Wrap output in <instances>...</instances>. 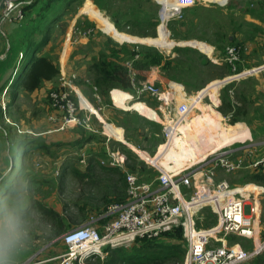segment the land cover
Segmentation results:
<instances>
[{
    "label": "rangeland",
    "instance_id": "rangeland-1",
    "mask_svg": "<svg viewBox=\"0 0 264 264\" xmlns=\"http://www.w3.org/2000/svg\"><path fill=\"white\" fill-rule=\"evenodd\" d=\"M181 1L182 8H179L181 11L164 23L168 29L169 40L175 42L170 48H161L153 45L158 43L146 41L149 38H159L160 25H164L160 24L164 10L163 0L29 1L24 22L7 23L0 19V38H3L5 42L8 38L11 43V47L5 50L6 56L0 57V90H3L0 95L5 91L8 94L10 90L13 96L15 94L18 76L14 77L10 86L8 80L21 61L18 58L19 50L24 51L33 44L46 43L42 50L58 60L59 57H63L64 63L72 46L74 27L80 23L81 26L94 24L97 33L109 39L110 44L113 45L111 49L126 45L131 48L138 46V51L159 52L167 57L174 54L178 63L171 67L169 80L170 75L178 81L184 78L198 81L215 75L222 76L219 79L222 82L235 74L248 72L252 67L264 65V0ZM98 17L109 19L114 24V29L116 27L118 31L129 36L120 38L108 34L105 29L99 27ZM154 23L158 25L155 26ZM9 26L11 27L8 29ZM11 30H16L13 36L16 43L22 42L20 46L14 44L11 34L9 36L8 32ZM145 33L148 35H141ZM191 41L199 43L192 42L196 46L183 44L191 43ZM234 42L244 43L242 58L236 70L225 61V49ZM168 43L166 45L170 46ZM205 51L212 53L210 55ZM169 64L172 65V62ZM185 67H190V71L185 72ZM57 81L59 83V79ZM240 81L238 84L230 82L229 86H227L229 83L221 86L219 84L210 89L211 93L203 95L198 103H191L194 97L201 95V92L197 91L194 97L191 96L187 101L191 104V108L185 116H180L175 108L171 110L172 116L176 119L174 125L189 119L193 122L196 120L189 133L195 134L200 131L204 134V139L199 141V145L194 144L196 149L203 146L206 150L208 138L218 134L220 129L232 126L237 131L248 130V116L253 108L256 113L263 114L264 92L260 91L259 95L255 94L253 97L249 92L253 87L256 88V85L248 84L245 79ZM3 85L5 86L2 89ZM54 87L55 85L48 89L47 93ZM18 91L14 102L13 100L8 102L6 110L0 106V128H4L7 134L6 138L4 131H0V219L4 217L5 212H8L19 222V239L9 257L10 264H51L52 261H46V259L66 249L63 237L69 229L99 217L105 213L109 204L116 201L113 200L112 178L118 181L117 184L122 190L126 187L123 186L125 183L120 173L111 172V166L102 163L109 157L107 151L94 150V146L86 148L85 144L69 145L65 141H72V139L65 140L60 137L65 131L54 130V124L48 119L51 113L48 94L39 99L23 89ZM212 94L218 97V102L214 100ZM153 102L148 100L150 107L158 106ZM117 109L119 119L127 123V137L139 143L140 148H147L146 153L149 157L154 159L158 156L159 158L165 144L168 143L164 132L165 127L160 122L151 123L148 116L137 110ZM155 110L157 111V107ZM161 113H159L160 117H162ZM250 117L255 125H258L259 120L260 122L264 120L262 115L251 114ZM97 127L105 131L104 126L101 127L98 124ZM68 130L72 135L73 133L78 135L85 129L74 127ZM180 131L182 134L178 135V138L184 136V130ZM84 132L87 133L86 130ZM114 136H117V130ZM105 139L106 137L96 138V142H102ZM108 139L107 143L111 149L125 156L127 155L125 151L132 149L142 161L148 163L144 166L130 159L124 168L117 167L121 171L135 173L141 181L151 182L156 179V171L168 170L161 160L155 164L142 157L146 153L138 154V152L145 151L133 148L131 143L132 147L114 137ZM250 141L252 139L244 143ZM157 143H159L158 149H156ZM241 144L243 142H236L226 147ZM73 146L76 148L73 149ZM207 149L209 155L202 161L186 167V172L199 173L207 161L220 151L213 153L210 152V147ZM153 150L155 153L151 154ZM168 160L164 162L166 165L175 164L173 159ZM134 166L135 169L132 170ZM34 169H42L44 172L38 181L35 178ZM221 179L227 180L233 188L242 187L251 182L264 186V170L241 169L233 173L220 171L217 180ZM192 180L194 182L191 187L183 189L186 198L195 192L197 178ZM157 183L156 181L155 184ZM43 207L57 211L56 219L58 220L45 216ZM246 217L253 220L251 215ZM254 217L257 230L255 238L236 233L225 235L214 229L218 225L219 216L211 205L204 206L195 215V224L199 230L214 229L211 234H208L207 248L217 249L225 245L228 251L237 252L234 254H238L237 257H223L221 264H264V193L261 195L260 208ZM98 221L97 224L103 219ZM182 237L176 233L160 237L164 243L181 244V249L184 247L186 251L184 255L178 252L169 264H189L187 260L189 242L184 230ZM133 247L134 244H131L125 249L131 251ZM110 252L105 251L102 255L90 257L77 264H119L115 261L110 263Z\"/></svg>",
    "mask_w": 264,
    "mask_h": 264
},
{
    "label": "built area",
    "instance_id": "built-area-1",
    "mask_svg": "<svg viewBox=\"0 0 264 264\" xmlns=\"http://www.w3.org/2000/svg\"><path fill=\"white\" fill-rule=\"evenodd\" d=\"M29 1L1 0L0 19L7 23L23 21L25 18L23 5ZM94 31L93 27L74 28L72 40L75 43L82 37L90 38ZM243 49L244 46L236 44L226 48L225 61L234 69ZM138 57L137 54L134 59L124 63L131 84L136 90V95L131 94L130 100L140 101L139 97L150 95L160 101L159 108L167 117L164 132L169 141L172 124L176 123L171 110L175 108L180 116H185L190 111L191 104L185 101L176 105L177 95L174 89L167 91L154 82L141 80L134 64ZM77 79L78 73L62 71L59 89L49 93L53 111L48 119L54 124L56 131L77 126L95 131L90 117L92 111L83 105L85 97L77 91ZM94 89L97 90V87ZM114 90L112 89L111 93ZM8 102V94L5 91L0 95L2 109H7ZM113 103L117 105L114 98ZM244 142L246 141L239 146L220 149L199 173L186 172L185 169L180 171L160 169V175L156 180L146 182L141 181L135 173L128 172L127 202L111 204L99 217L69 229L63 237L66 249L46 261L56 260V264L82 263L90 257L102 255L109 247H128L138 239H154L176 227L183 228L189 242L187 254L189 264H221L223 257H237L238 254L234 255L237 252L228 251L225 245L209 249L207 244L208 234L214 229L225 235L236 233L249 238H255L257 234L254 216L260 208L264 186L251 182L233 188L227 180H217L220 171L233 173L241 169L254 171L264 169V144ZM108 155V159L102 161L103 164L111 167L124 166L126 156L123 153L113 150ZM192 178L195 180L197 178L196 189L189 198H186L183 189L191 187L194 182ZM209 198L210 200L200 204L201 199ZM206 205H211L218 214V225L211 230H199L196 228L195 215ZM246 215H251L253 220L248 219ZM104 218L106 221L98 226V220H105ZM108 218L110 219L107 220Z\"/></svg>",
    "mask_w": 264,
    "mask_h": 264
},
{
    "label": "crops",
    "instance_id": "crops-1",
    "mask_svg": "<svg viewBox=\"0 0 264 264\" xmlns=\"http://www.w3.org/2000/svg\"><path fill=\"white\" fill-rule=\"evenodd\" d=\"M5 24L7 25V23ZM10 27L11 26H9L8 29ZM15 33H16V30L15 31L11 30L8 32L9 36L10 34L12 35L13 42L15 41V37L13 36ZM20 43L22 44V42H18V43H16V41L14 42V44L17 46H20L21 45ZM10 44L11 43L9 42L8 38L6 42L3 38H0V57L6 56L5 50L6 48L11 47ZM191 44L193 43L191 42ZM111 47H113V45L110 44V41L107 37L97 34L93 39H90L88 37H82L75 43L73 42L70 48L69 54L67 56V59L65 60L64 63H63V57H59L58 61L60 64L61 72L68 71L69 69H76L80 73V77L82 78L81 79L82 81L77 85V91L83 97L86 98V99L83 98V104L84 106H87L88 108L91 109L92 111L90 113L91 123L94 129H96L95 131L85 129L87 133H85L84 132L85 130H83L82 134H78V135L76 133H73L72 135L71 132H68L70 130H67L61 133L60 137L65 138V140H67V138L72 139V141H65L69 145L85 144L86 148H91L92 146H94L93 147L94 150H99V149L104 150V151H107L108 154L110 151H113V149H111L107 143V141L109 140L108 138L114 137L115 139L119 140L123 144H127L129 146H131L132 144L134 146L133 148H138V149H141L142 151H145V152H138V154L146 153V149H143L142 147L140 148V145L138 143L133 141L131 138L127 137V128H126L127 123L122 121V119H119L120 117L117 116V112H118L117 108L137 110L138 112L148 116L149 117L148 119L150 120L151 123L160 122L162 126L165 127L167 117L164 111L159 108V105L157 106V111H156L155 110L156 107L152 108L146 102H143V101L131 102L130 100L131 94L129 92L119 90L118 88H114L115 89L114 92L111 93L110 91V93L106 97L102 98L99 95V93L94 90L91 84H88L85 81H83L84 78L92 79L93 75H92V72L90 71L91 64L97 61L100 58L101 54L110 53ZM19 49H21V47ZM18 53L20 55L18 56V58L20 59L22 57L21 56L22 51L19 50ZM211 53L212 52L208 54L211 55ZM166 58L176 60V56L174 54L171 56L168 55V57L166 56ZM69 60H70V63H68ZM164 63H165V60L163 61L162 64L153 65L149 69L147 68L140 69L138 70V72L141 76L144 77L145 80L154 82L158 84L159 86L163 87L164 89H166L167 91L171 88L174 89L176 92V95L178 96L176 97L177 105H179L182 102L188 101L191 96L194 97L193 96L194 93H196L197 91H201L203 88H207L208 86H210L209 84H212L215 81H219V79L222 78V76L212 75L207 78H201L198 81L191 80V79H185V78L181 81H178V80H174L173 76L170 75L169 76L170 80H169L168 75H169V72H171L172 70H170V68L165 67ZM177 63L178 62L176 63L174 62L173 65L174 64L176 65ZM185 68H186L184 69L185 72L190 71V67H185ZM249 71H253V72L240 79H235V80L227 82L229 83L227 86H229L232 82L238 84L239 82H241L240 80L245 79L248 84L252 83L253 85H256V88L253 87L250 90L249 92L250 95H253L254 97L255 94L259 95L260 91L264 92V65L257 66L255 68L252 67L251 69H249ZM56 81H57V77L50 82H46L41 89H37L33 92H28V94H30L31 96H34L35 98L36 97H38L39 99L44 98L48 94L47 93L48 89H50L56 83ZM227 83H224V84H227ZM18 92L19 91L16 90V94L12 98L13 101L16 99ZM113 98L117 105H114ZM158 109L163 113H161ZM158 112L162 114V117H160V114ZM251 114H253L254 116L262 115V117L264 118V100H263V114L259 112L256 113L255 108H253L252 113H250L248 116L247 128L249 131V138L245 140L247 141V140L252 139V141L256 140L257 142L254 141L256 143L264 144V120L262 122H260L259 120L258 125H255L254 122H253L254 124L251 122V117H250ZM158 117H160V119H158ZM98 124L101 127L104 126L105 128L104 132L99 127H97ZM256 127H259V128L256 129ZM109 128L118 130L121 133L122 137H117V136L110 135L109 133H107V130ZM220 130H223V129H220ZM104 137H106L105 141L96 142V138H104ZM66 143H61V144L66 145ZM165 146H167V144H165ZM158 147H159V143H157L156 149H158ZM72 148L74 149L76 148V146H73ZM142 157L147 159V157L145 156H142ZM156 158H158V156ZM161 161H164V160L162 159ZM34 171L36 173V176H35L36 180L37 181L40 180L44 172H42V169H39V170L34 169ZM110 218H108L107 220H109ZM104 221H106V219L100 222L98 226H101ZM56 263L57 261L53 260L51 264H56Z\"/></svg>",
    "mask_w": 264,
    "mask_h": 264
},
{
    "label": "trees",
    "instance_id": "trees-1",
    "mask_svg": "<svg viewBox=\"0 0 264 264\" xmlns=\"http://www.w3.org/2000/svg\"><path fill=\"white\" fill-rule=\"evenodd\" d=\"M29 3L30 2L23 5V11L25 13V18L23 22L26 20L27 6ZM19 23H22V21ZM81 25L82 24L80 23L79 25H76L74 28H77V27H83L85 29L90 28V27L95 28L94 24H84V26H81ZM154 25L157 26L158 23H154ZM97 34L98 33L95 28L94 35H91L90 39H93ZM141 35L146 36L148 34L145 33ZM45 44L46 43L44 44L38 43L36 45L33 44V45H30L24 51H22V57L20 58L21 61L16 65L12 76L8 80V83L10 86L12 81L15 79L14 77L18 76V78L16 79L17 86L15 88V94H16V90L18 91L20 89H23L26 93L33 92L37 89H41L46 82H50L54 80L56 77H57V80L59 79L61 75L59 61L53 55L47 54L45 53V51L42 50ZM233 44L244 46V43H241V42H234L231 45ZM137 48L139 47L137 46L135 48H131V47L124 45V46H120L117 49H111L110 53L108 54L107 53L101 54L100 58L94 63H92L90 66V71L92 72V75H93L92 79L84 78L83 81H85L88 84H91L93 88L96 86L97 90L95 89L94 90L97 91L102 98L106 97L110 93V91L114 88L123 89L128 92L130 91L129 93L136 95V90L133 88L131 84L130 77L124 65L126 61L134 59L135 56L138 54L139 57L134 62L137 70L145 69V68L149 69L153 65L162 64L164 60H165L164 66L171 69V67L173 66V63L176 62L175 59L173 60V59L166 58V56L163 55L162 53H159V52L152 53L151 51H146V52L138 51ZM243 51L244 49L242 50V52ZM225 53H226V49H225ZM240 60L236 63L235 70L237 69V65L239 64ZM170 62H172V65L169 64ZM229 65L232 67V69H234L231 64ZM67 72L78 73V79L76 80L77 84H79L82 81L81 80L82 78L80 77V73L76 69H69ZM139 78L141 80H145L144 77L141 76L140 74H139ZM56 82L57 84L56 83L54 84L55 87L52 88L49 91V93L52 90L59 89L58 81ZM4 86L5 85L2 86V89ZM1 91L3 90H0V93ZM49 93H48V104L52 112L53 108L51 107V104L49 101ZM14 96L11 94V90H10V92L8 93L9 102L10 100H12ZM212 96L214 97V100L218 102V97L214 96L213 94ZM75 99L77 101V97H75ZM138 99L140 101H145L147 104H148V100H150V101H154L153 103L160 105V101L157 100L156 98L151 97L150 95H143L139 97ZM152 107H157V106L153 105ZM220 110L222 112H225L223 109H220ZM77 127L86 129L83 126H77ZM68 129L63 130V131H67ZM1 130L4 131V128H0V131ZM107 133H109L110 135H114L115 130L112 128H109L107 130ZM4 135L7 138V134L5 133V131H4ZM117 136H121V133L118 130H117ZM162 147L163 145L160 147V149ZM143 149H147V148L143 147ZM125 152L127 154L126 162L124 166L120 168H124L127 161L130 159H133L134 162H140L144 166L148 164L146 161H142L139 155L134 153L132 149H129L128 151H125ZM154 153H155V150L151 151V154H154ZM133 169H135V166L132 168V170ZM110 170L113 173H117V172L120 173V175L122 176V181L125 183L123 184V186H125L127 189V193H126V189L124 188L122 190V188H120L119 185L117 184L118 181H115L112 178L113 193H114L113 200H116V201H114L111 204L125 203L127 202V199H128V184H127V179H126L128 171L123 172L117 167H110ZM261 170H264V169H261ZM257 171H260V170H257ZM159 175H160V171L159 172L156 171V179ZM42 209L44 211V215L47 216L48 218L50 219L57 218L58 213L54 209H49L47 207H43ZM175 233L178 234V236L180 235V237H182L183 228L176 227L174 230L164 233L161 236L175 234ZM161 236L156 237L154 239H138L133 243L134 249H132L131 251L126 250L125 247L107 248L106 249L107 252L111 251L110 252L111 254L110 263H113L115 261V262H119V264H169V262L176 256V254H178V252L182 253L183 255L185 254L186 251L184 250V247H182L183 249H181V244L164 243L162 240H160Z\"/></svg>",
    "mask_w": 264,
    "mask_h": 264
},
{
    "label": "bare ground",
    "instance_id": "bare-ground-1",
    "mask_svg": "<svg viewBox=\"0 0 264 264\" xmlns=\"http://www.w3.org/2000/svg\"><path fill=\"white\" fill-rule=\"evenodd\" d=\"M163 1H164L163 2L164 10L162 11L163 16H161L160 24H164L165 22L169 21V19L172 16L178 14L181 11L179 8H182L181 0H163ZM97 21H98L99 27L101 26L103 29H105L108 32V34H111L112 36H117L120 38H126L129 36L124 32L117 31L116 29H114L112 22L107 18L105 19L102 17H98ZM146 41H151L152 43L153 42L158 43V44H153V45L161 47V48H170L172 45L175 44V42H172L171 40H169L168 29L165 26V24L160 25L159 38L157 39L149 38ZM168 41L170 42L168 43ZM191 42L199 43L198 41H191ZM167 43L170 46L166 45ZM219 84H221V81H215L212 84H209L210 85L208 86L209 88L205 92H203V94H201L200 96L194 97L191 103L192 102L198 103V101H200L203 95H205L206 93H211L210 89L216 87ZM194 123H196V120L195 122H193L192 120L189 119L179 125L172 124L171 136H170L168 143H166L167 146L164 147L159 158H156V159L154 158L155 161L157 162V161L162 160L164 156L168 154L167 157L163 159L164 161H161V162L164 164V166H166V168L168 167V170L170 171H180L182 169H185L186 167L191 166V164L193 163L195 164L199 161H202L207 155H209L208 153L209 150L207 149L208 147L211 148L210 152L214 153L222 149L223 147H226L236 142H243L249 138V132L247 129H243L244 131L243 130L237 131L235 130L234 127L231 126L228 128H224L223 130H220L218 134L216 135L210 136L208 138L209 142H208V145H207L208 147L206 148V150L203 146L202 147L197 146L198 149H196L194 144L195 143L198 144L199 141H202L204 139V134H202L200 131H198V133H195V134L189 133V131L193 128ZM181 128L184 130V136L181 138H178V135L182 134V132L180 131L182 130ZM143 155L147 157V159H149L150 161L154 160L153 158H150L146 154H143ZM168 159H173L175 164L173 166L166 165V163L164 162L169 161ZM208 200H210V198L204 199V200L201 199L200 204Z\"/></svg>",
    "mask_w": 264,
    "mask_h": 264
},
{
    "label": "clouds",
    "instance_id": "clouds-1",
    "mask_svg": "<svg viewBox=\"0 0 264 264\" xmlns=\"http://www.w3.org/2000/svg\"><path fill=\"white\" fill-rule=\"evenodd\" d=\"M19 239V222L8 212L0 219V264H10L9 257Z\"/></svg>",
    "mask_w": 264,
    "mask_h": 264
},
{
    "label": "water",
    "instance_id": "water-1",
    "mask_svg": "<svg viewBox=\"0 0 264 264\" xmlns=\"http://www.w3.org/2000/svg\"><path fill=\"white\" fill-rule=\"evenodd\" d=\"M169 33H170V32H169ZM183 44H191V43H190V42H185V43H183ZM252 72H253V71H248V72H242V73L235 74V75L229 77L228 79H224V80L221 82L220 86H221L222 84H224V83L229 82V81H232V80H235V79H240V78H242V77H245V76H247L248 74H250V73H252ZM207 88H208V87H207ZM207 88H203V89L200 91L201 94H203V92H205V91L207 90ZM154 158L156 159V157H154ZM155 159L152 160L151 162H152V163L156 162Z\"/></svg>",
    "mask_w": 264,
    "mask_h": 264
}]
</instances>
